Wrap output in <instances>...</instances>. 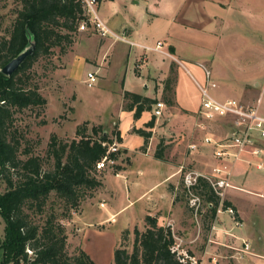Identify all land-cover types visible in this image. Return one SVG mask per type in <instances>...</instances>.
I'll return each mask as SVG.
<instances>
[{
    "label": "crops",
    "instance_id": "1",
    "mask_svg": "<svg viewBox=\"0 0 264 264\" xmlns=\"http://www.w3.org/2000/svg\"><path fill=\"white\" fill-rule=\"evenodd\" d=\"M132 4L128 9L133 14L132 18L114 21L113 28L107 23L110 30L123 40L100 36L97 49L100 63L96 61L94 64L97 68L88 73L97 72L99 78L103 79L100 68L114 53L115 61H127L122 77L120 105L113 118L120 137L121 152L144 155L150 160L172 166L162 180L166 190L161 193L160 201H154L148 209L144 225L147 216L156 218L160 226L171 225L174 233L187 242L192 252L203 258L206 264H264V221L260 209L249 208L250 214L249 210L246 213L242 202L248 199L239 195L244 193L259 199L262 196L259 192H252L254 190L246 186L249 180L240 175L246 167L244 159L232 167L235 186L227 189L229 197L226 201L235 210L238 220L221 212L218 216L223 224H214L213 217L211 224L194 230L192 221L186 218L187 209L182 205L179 189L175 186L179 174L177 169H182L186 164L197 167L205 161L199 155V149L212 150L215 157V148L205 143V139L212 134H205L206 130L203 129L206 126L200 121V85L205 86L208 81L214 84L209 93L219 102L235 100L245 108L258 106L261 113L260 102L264 95V42L261 45V39L264 41V0H132ZM85 38L92 39L91 36ZM117 41L123 44L118 45ZM159 43L161 46L157 48ZM87 61L90 62V59ZM206 71L210 72L209 80ZM261 78L263 87L260 93L257 89L261 86ZM168 85L172 88V105L167 104ZM126 91L163 103L162 115L155 116V104L151 111L143 112L135 120L134 113L124 109ZM153 119L154 126L148 128L147 124ZM135 128L152 133L146 151H141L145 139L134 132ZM174 133L179 136L195 134V137L202 134L199 141L194 137L193 143L179 149L177 165L167 163L164 155L162 159L155 157L159 143L169 140ZM224 133V136L214 135L210 138L222 140L228 131ZM192 145H197L199 149L189 150ZM229 162L222 160L214 164L211 161L209 170L201 171L199 166L196 171L209 173L218 165L227 167ZM121 166L118 164L115 167V175H122L128 185L131 175L135 174L130 170L125 176L120 174L118 169ZM139 173L142 176L144 171L140 169ZM104 177L98 195L105 188ZM128 188L130 194L131 188ZM208 205L213 208L210 203ZM258 206H261L260 203ZM202 230L207 235V241L202 237ZM244 241L249 243L248 248L244 246ZM219 251H225L228 255Z\"/></svg>",
    "mask_w": 264,
    "mask_h": 264
},
{
    "label": "rangeland",
    "instance_id": "2",
    "mask_svg": "<svg viewBox=\"0 0 264 264\" xmlns=\"http://www.w3.org/2000/svg\"><path fill=\"white\" fill-rule=\"evenodd\" d=\"M131 5L133 6L132 0H100L97 9L100 17L113 28L114 21L118 22L122 18L129 19L133 17V14L128 10ZM126 6L127 9H125ZM18 7L19 4L16 0L0 1L1 36L8 35V31L16 18L15 13ZM86 36H91L92 39L87 40ZM73 37L72 47L67 50H62L60 47L55 48L51 55L39 58L28 72L30 83L33 87L38 88L46 98L47 105L43 108L24 110L14 117V124L10 131L20 141L22 159L27 158L23 153L26 149H29L32 155L45 159L48 146L54 135H57L62 141L71 142L80 138L77 135L78 129L94 138H100L105 132L110 139L116 136L115 133L118 130L116 123H113V118L116 117L120 105L122 77L127 61H115V53L111 54L100 68L104 78L101 79L98 76L95 86L89 88L84 80H86L88 71H94L97 68L94 63L98 60L100 63V57L97 54L100 35L93 29H89L86 32L76 31ZM262 42L264 41L261 39V45ZM119 43L123 44V42H118V45H120ZM88 58L90 62L87 61ZM112 60L113 63L111 64ZM263 78L260 81V88L257 89L260 93L263 87ZM167 97L172 99V93L170 92ZM262 99L260 109L264 115V95ZM199 116L200 121L206 126L203 129L206 130L205 134L211 133L212 137H215L214 135L224 136L226 134L224 132L227 131L228 136L234 125V118L232 117L218 116L206 119L201 115ZM223 133L224 135H222ZM194 137L195 134L188 136L185 133L179 136L174 133L169 136V140H163L165 147L163 155L168 160L167 163L177 165L180 158L179 149L184 145L189 146L195 138L199 141L202 134ZM257 145L261 148L258 154H254V149L249 148L242 155L241 159L245 160L243 164L246 167L240 175L247 181L249 180L246 186L252 188L254 190L252 192H259L262 196L259 199L244 193L239 195H241L240 198L248 199L247 202H242L245 212L247 213L249 210L248 214H250L249 208L251 210L260 209L259 212L264 221V141L259 142ZM188 149L190 150V148ZM198 149L199 147L194 150ZM199 150V155L205 159L199 164L200 167L197 166L201 171L209 170L211 161H214V164H219L222 161L213 158L212 150L203 147ZM184 153L183 155H185ZM52 164V161H45V169L51 168ZM118 164L122 165L118 169L120 174L125 176L130 170L139 178L131 175V183L125 184L122 175L119 177L115 175V167ZM235 164L236 162L231 161L227 163V167L218 165V167H222L230 173L232 185H234L233 178L235 176L232 167ZM117 165L106 170L97 169L96 173L102 181L105 173L107 174L104 177L105 188L99 195L96 191L93 198L85 199L77 211H72L70 214L66 213L63 204L56 199L54 194L50 196L43 214L35 213L34 210L28 208L25 209L35 225L42 226L51 215L55 216L57 222L64 225L68 236L67 252L71 257H77L81 251H85L95 264H114L116 248L123 246L132 252L135 240L134 229L138 227L141 231L145 230V215L154 201H160L161 193L166 190V184L162 180L169 174L172 167L150 160L144 155L121 152V149L118 154ZM197 167L186 164L182 169H177L179 174L176 177L177 184L175 185L179 189L182 205L187 209L186 218L192 221L194 230L211 224L213 217L214 224H223L222 218L218 216L219 212L214 216L213 208L208 205L205 198L201 197L198 211L191 208L189 204L191 196L184 190L183 174L188 171H196ZM140 169L144 171L142 176L139 173ZM212 170L209 173H212ZM154 186L156 187L153 188ZM6 187L5 181L0 179V194L6 192ZM128 187L131 188L130 194L128 193ZM150 188L153 189L149 190ZM228 191L226 190L224 197H222L224 200L229 197ZM258 203L261 206H258ZM222 212H226L229 216L238 220L236 213L232 215L227 211L222 210ZM68 214L69 217L66 218L65 216ZM5 227L6 223L0 210V247L5 239ZM126 230L129 231V235L125 239L123 232ZM201 233L207 241L206 233L203 230ZM28 253L33 256L31 250H28ZM222 253L225 256L228 255L225 251ZM3 262L4 255L3 250H1L0 264H3Z\"/></svg>",
    "mask_w": 264,
    "mask_h": 264
},
{
    "label": "trees",
    "instance_id": "3",
    "mask_svg": "<svg viewBox=\"0 0 264 264\" xmlns=\"http://www.w3.org/2000/svg\"><path fill=\"white\" fill-rule=\"evenodd\" d=\"M16 1L19 7L8 35H0V179L7 185L6 192L0 194L1 216L6 223L5 239L0 247L3 264H95L85 251L77 257L68 254L66 229L54 215L39 226L33 223L25 209L43 214L54 194L66 213L77 211L85 199L93 198L103 187L96 172L99 161L108 150L107 144L113 140L105 133L94 138L78 129L80 138L71 142L54 135L45 159L32 155L29 149L24 150L27 158L22 159L20 141L10 131L17 113L47 105L46 98L30 83L28 72L39 58L51 55L55 48L67 50L72 47L73 34L79 31L85 18L84 6L81 0ZM31 40L35 44L34 52L11 76L3 74L2 68L25 51ZM166 92L172 93L169 85ZM155 104V99L129 91L124 93V109L133 112L135 120L143 112L151 111ZM167 104H173L168 97ZM154 123L155 119L147 127L152 128ZM134 132L144 137L141 151H146L151 131L135 128ZM115 134L120 139L119 134ZM163 144L161 141L157 147L155 157L158 159L163 158ZM45 161H52V167L45 169ZM195 192L213 204L215 215L221 198L209 184L202 180ZM222 205L224 210L230 208L226 200ZM69 214L65 217L68 218ZM145 224L144 231L138 227L134 229L132 252L123 246L115 249L114 264H180L170 250L174 243L171 229L160 226L152 216L146 217ZM123 234L126 239L129 231Z\"/></svg>",
    "mask_w": 264,
    "mask_h": 264
},
{
    "label": "built area",
    "instance_id": "4",
    "mask_svg": "<svg viewBox=\"0 0 264 264\" xmlns=\"http://www.w3.org/2000/svg\"><path fill=\"white\" fill-rule=\"evenodd\" d=\"M81 1L85 10V18L79 25L78 30L80 32L93 29L101 37H113L116 40H123L122 37L113 33L107 23L100 17L97 9L100 0ZM160 46L161 43H159L157 48H160ZM206 78L207 80L210 78V72L208 71H206ZM97 81V72H89L87 74L85 82L89 88H93ZM210 87H215V85L210 84L209 81L205 86L200 85L202 96L200 115L206 119H212L218 116L234 118L233 128L230 134L224 139H205L206 144L212 145L215 148L214 156L223 161L230 160L237 162L249 148H253V153L258 154L260 150L257 148V144L264 141V116L259 112L258 106L245 108L240 102L235 100L219 102L210 95ZM164 106L163 103L156 104L155 116L160 117L162 115ZM112 140V143L107 144L108 150L105 156L98 163L99 170H106L109 167H115L117 165L120 143L117 136L112 138ZM190 149H197V145L190 146ZM202 180L207 182L215 194L221 198V204L217 212L221 213L223 210L234 215L236 212L232 208L223 209L222 203L224 199L222 197H224L226 190L233 186L230 183V173L222 167H215L212 173L209 174L198 171H188L183 174L184 188L186 193L191 196L189 200L191 208L198 211L200 207L201 196L196 194L195 190L201 185ZM210 205L213 207V204L210 203ZM167 227L171 229L174 237V243L170 248L171 253L180 264H206L203 258L198 257L190 250L187 242L174 233L171 225ZM244 246L248 248L249 243L244 241Z\"/></svg>",
    "mask_w": 264,
    "mask_h": 264
},
{
    "label": "water",
    "instance_id": "5",
    "mask_svg": "<svg viewBox=\"0 0 264 264\" xmlns=\"http://www.w3.org/2000/svg\"><path fill=\"white\" fill-rule=\"evenodd\" d=\"M35 44L31 40L30 45L23 51L20 55L9 62L5 67L2 68V73L6 76H11L19 67L24 63V61L34 52Z\"/></svg>",
    "mask_w": 264,
    "mask_h": 264
}]
</instances>
